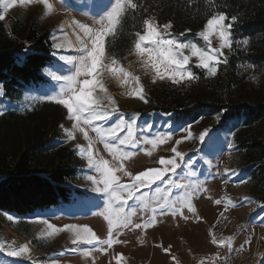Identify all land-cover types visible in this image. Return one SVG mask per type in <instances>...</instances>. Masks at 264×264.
<instances>
[{"label": "snow or ice", "instance_id": "obj_1", "mask_svg": "<svg viewBox=\"0 0 264 264\" xmlns=\"http://www.w3.org/2000/svg\"><path fill=\"white\" fill-rule=\"evenodd\" d=\"M18 6L41 7L40 18L56 13V0H0V22H4L9 11ZM146 12L142 0H93L85 12H77L78 15L90 17L91 23L75 16L60 22L50 33V55L55 61H50L49 66L42 69L54 83L43 95H26L19 104L18 110L21 111H34L36 105L32 101L62 107L65 110L63 119L71 125L66 127L64 123L59 124L63 142L67 144L77 140L78 134L85 141L76 143L73 152L84 162L88 173L84 177L87 181L85 186L95 194L92 215L105 222L106 235L101 237L86 225L57 227L47 219H37L35 222L45 225L38 239H48L61 231L70 233L72 247L65 249V252H79L85 257L93 256L96 252L107 254L114 245L124 243L119 237L126 231L148 230L157 225L160 222L158 218L163 216L187 221L190 219L185 214L187 212L200 220L194 201L208 191L205 187L207 181L222 176L227 183L231 177H239L237 169L228 167L224 168L223 173L219 168L214 173L212 169L215 166L207 154L199 155L204 152L202 147L196 148L191 156L179 150L178 146L185 140L193 143L198 140L200 144H205L210 139L209 129H204L196 137L189 131L191 126H185L186 122H175L174 128L165 122L160 127H167L168 131L154 133L153 129L157 127L154 122L142 120L139 112H123L105 85V77H109L121 87L130 88L124 95L144 104L150 103L141 76L126 69L120 58L111 51L112 42L121 34L127 18ZM238 21L237 15L229 17L224 11L214 9L195 33L198 39H181L191 30L185 29L177 35L171 21L160 24L154 14L142 15L141 23L131 36L128 55L136 57L141 71L151 76L153 84L165 80L173 85L192 84L200 79L196 69L205 77L214 78L222 65H228V54L235 52L241 44H249L248 39L234 38L233 32ZM4 29L9 38H14L9 25L5 24ZM69 30L75 36L74 43L67 39ZM201 40L204 42L202 45ZM28 47L26 44L25 51ZM17 62L23 63V60L18 58ZM243 67L254 69L255 66L245 63ZM248 78L257 80L255 75ZM4 94L3 85H0V97ZM5 111L7 106L0 105V115H4ZM165 115L171 116L170 113ZM216 119L222 122V114L218 113ZM176 131L187 132V135L175 141L170 149L172 156L161 157L157 161L159 167L146 168L135 174L128 169L127 162L138 153L152 156L153 150L169 142ZM97 145H103L110 159L101 154ZM149 145L150 148H147ZM226 146L230 152L235 150L234 139H227ZM201 163L206 167L198 168L197 165ZM238 183H248V180L240 178ZM243 199L249 200L248 197ZM213 202L216 206L223 205V211L219 214L221 217L230 208L243 204V201L238 204L231 198L215 199ZM258 206L264 209V204ZM5 216L9 222H19L21 219L7 213ZM261 224L264 225V218H261ZM214 227L208 230L210 243L227 249L230 254L238 233L218 238ZM243 243L250 244L251 241L245 239ZM4 250L5 244L0 241V251ZM163 251L170 254L171 246L163 248ZM5 254L30 259L29 244L18 247L9 245ZM228 258V255L217 254L211 260L215 264L216 260L224 262ZM114 259L116 264H121L126 258L122 253H117ZM172 260L179 264L175 256H172ZM51 264L57 262L53 260ZM199 264H205V260L201 259Z\"/></svg>", "mask_w": 264, "mask_h": 264}, {"label": "trees", "instance_id": "obj_2", "mask_svg": "<svg viewBox=\"0 0 264 264\" xmlns=\"http://www.w3.org/2000/svg\"><path fill=\"white\" fill-rule=\"evenodd\" d=\"M142 2L147 12L129 16L112 42L111 51L118 57L128 51L142 15L154 14L160 24L171 21L176 34L185 29L191 30L188 34L196 33L214 9L239 17L234 38L248 39L249 44H241L228 54V65H222L216 77L207 78L196 69L200 79L196 88L187 87L185 97L167 93V89H158L156 97L166 98L168 103L159 111L172 114L177 122H196L205 114L218 113L222 114L218 129L237 122L233 139L241 152L240 166L249 174L248 193L264 204V0ZM4 25L0 22V85L5 92L0 100L17 103L26 87L46 81L42 69L52 61L51 42L48 31L36 22L12 20L7 25L14 38L6 35ZM18 58L23 63H18ZM245 63L254 65V69H246ZM252 75L256 81L249 80ZM151 93L150 102L155 96ZM33 104L34 111L18 110L17 105L0 115V213L27 215L59 206L68 201L71 185L79 179L70 145L54 139L62 120L61 108L48 102Z\"/></svg>", "mask_w": 264, "mask_h": 264}, {"label": "rangeland", "instance_id": "obj_3", "mask_svg": "<svg viewBox=\"0 0 264 264\" xmlns=\"http://www.w3.org/2000/svg\"><path fill=\"white\" fill-rule=\"evenodd\" d=\"M92 3L93 0H56V13L44 18H40L42 9L39 6L27 8L18 6L9 11L4 23L9 24L14 19L27 20L29 24L36 22L45 31H48L49 39L52 43L50 33L53 32L60 22L66 21L69 17L75 16L77 19L91 23L90 17L83 14L78 15L77 12H85ZM59 38L63 39L62 36H59ZM185 38L198 39L195 37V33H187L186 37L181 39ZM67 39L73 43L75 42V36L72 35L71 30H69ZM200 43L202 45L204 42L201 40ZM215 45L216 42L213 40V46ZM224 51L227 54V49ZM119 58L126 69L141 76V83L148 93L153 91L151 96L155 94L152 102L144 104L138 99L123 94L130 90L128 86L121 87L114 79L105 77L104 83L117 100L120 109L129 114L139 112L142 120L154 122L157 125L153 129L154 133L157 131L167 132V127H160L165 122L174 128L177 120H175L173 115L168 116L159 111L168 101L165 97L157 98L156 92H159L158 89H167V93L185 97L187 87L196 88L197 81L183 86L173 85L167 80L153 84L151 76L145 75L141 71L136 63L135 56H129L127 51ZM52 61H55L54 57H52ZM42 75L46 81L26 87L22 98L17 103H8L0 100V105H6L8 109L23 102L26 95L37 97L43 95L54 82L44 72H42ZM154 85L161 88H155ZM34 102L32 101V103ZM186 106L188 105H185V109ZM60 108L62 120L59 124L64 123L66 127H70V122L63 119L65 110L62 107ZM216 117V115L205 114L196 122H191L189 119L184 121L186 122V127L187 125L191 126L189 131L196 137L204 129H209L210 139L203 145L198 140L195 143L191 140H185L178 146L180 151L188 153L189 156L193 155L196 148L202 147L204 152L199 155L204 156L207 154V158L215 166L212 169L214 173L217 168L223 173L225 167L239 171V177L233 176L227 183L224 182L222 176H217L215 179L207 181L205 187L208 191L194 201L198 215L201 218L200 220H197L195 216L187 212L185 214L190 217L187 221L179 217H159L160 222L148 230L126 231L119 237L124 243L114 245L113 249H110L107 254L96 252L89 257H85L79 252L72 254L64 251L72 247L70 243L71 236L67 231L58 232L48 239H38L45 225L35 222L37 219H47L57 227L68 224L86 225L91 227L97 235L101 237L106 235L105 222L102 218L92 215V211H94L92 202L95 200V194L85 186L87 181L84 177L88 173L84 168V162L74 154L76 156V169L79 179L78 181L76 180L77 183L71 185V192L67 202L56 207L38 209L27 215H16L8 211L0 213V241L5 244V250L0 251V264H51L53 260L57 264H93V258L95 264H116L114 257L117 253H122L126 258L121 264H175L172 256L176 257L179 264H199L201 259L205 260V264H213L211 257L217 254L220 256L228 255L229 258L224 262L216 260L215 264H264V225L261 224V218H264V209L258 206L262 204L261 202L249 195L248 183H238L240 178L247 179L249 182V174L246 172V168L240 166L239 163L241 152L237 147L230 152L226 146V140L233 139L232 133L237 122L232 121L218 129L219 122ZM184 135H187V132L176 131L169 142L158 145L153 150L152 156H148L144 152L138 153L131 161L127 162L128 169L135 174L146 168L159 167L157 161L161 157L172 156L171 147L176 140ZM54 139H57L58 142H63L64 137H62L59 125L54 133ZM76 143H85L79 134L77 140L68 143L72 151ZM96 147L100 149L101 154L105 158L110 159L104 151L103 145H97ZM146 147L150 148V145ZM197 167L204 168L206 166L201 163ZM244 197H248L249 200L245 201ZM229 198L238 204L243 201V204L240 207L230 208L221 217L219 214L223 211V205L216 206L213 201L215 199L227 200ZM5 213L21 219L19 222H9ZM213 225H215L213 231L218 238L238 233L230 254L227 249L213 246L210 243L208 230ZM245 239H250L251 243L244 244ZM26 243L29 244L30 259L26 257H9L5 254L9 245L18 247ZM242 244L243 247L241 248ZM169 246H171L170 254L163 251V248ZM62 252L64 253L63 255H61Z\"/></svg>", "mask_w": 264, "mask_h": 264}]
</instances>
